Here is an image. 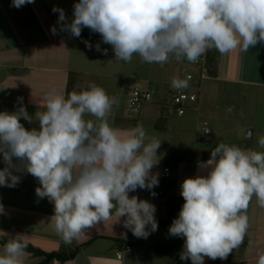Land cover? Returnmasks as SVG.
<instances>
[{
	"label": "clouds",
	"instance_id": "clouds-1",
	"mask_svg": "<svg viewBox=\"0 0 264 264\" xmlns=\"http://www.w3.org/2000/svg\"><path fill=\"white\" fill-rule=\"evenodd\" d=\"M31 3L12 0L15 8ZM53 12L61 31L79 38L88 28L123 62L137 54L148 64L163 66L170 57L195 63L210 50L247 52L264 44V0H78L70 22L62 8ZM51 31L56 34V27ZM95 50L108 52L100 43ZM190 79L173 77L171 87L185 89ZM22 99L15 111H0V186L16 187L17 173L36 178V196L53 204L50 219L66 244L113 215L124 217V228L137 238L157 231L155 205L129 193L158 186L159 174L151 170L159 162L160 140L139 123L125 132L113 127L109 117L119 101L95 83L67 98L51 89L44 110L38 106L32 115ZM22 118L39 127L26 129ZM257 145L261 150L218 143L207 161L198 162L206 174L182 181L184 203L168 229L184 240L182 261L225 260L244 243L252 197L264 207V135ZM5 234L0 264H24L30 255L25 235ZM256 264H264V249L257 251Z\"/></svg>",
	"mask_w": 264,
	"mask_h": 264
},
{
	"label": "crops",
	"instance_id": "crops-1",
	"mask_svg": "<svg viewBox=\"0 0 264 264\" xmlns=\"http://www.w3.org/2000/svg\"><path fill=\"white\" fill-rule=\"evenodd\" d=\"M76 2L78 0H34L15 8L12 0H0V111H15L20 104L18 98H23L22 103L32 115L38 106L39 110H44L43 97L53 88L67 98L72 91L84 90L90 83L103 87L119 101L109 117L113 127L125 132L139 123L149 137L161 141L157 150L159 162L151 170L159 174L158 186L151 191L138 188L129 193L155 205L158 229L146 239L137 238L124 228V217L118 220L113 215L66 244L50 219L53 204L47 198L36 196L39 181L30 174L17 173L21 181L16 187L0 186V254L7 240L5 233H20L25 235L29 247L46 253L69 252L90 242L81 247L74 259L53 260L49 264H187L190 260L180 259L183 238L169 235L172 223L163 224L167 220L168 204L183 199L180 185L186 177L206 174V170L198 168V162L207 161L218 143L261 150L257 139L264 135V124L259 126L264 123V44L258 43L247 52L240 48L227 54L208 51L216 55V75L210 74L202 82L199 101L184 115H178L165 106L172 93L178 91L171 87V80L173 77L187 79L186 75L192 73L194 79L181 90L194 92L198 68L186 59L177 62L171 57L163 66L148 64L137 54L131 62L118 61L111 46L102 42L100 34L83 28L77 38L61 31L57 23L59 13L53 12V8H62L70 22ZM54 26L56 34L51 31ZM84 41H89L93 48L86 47ZM97 43L101 49H108L107 55L95 50ZM136 85L152 94L151 103L139 115L129 109L130 93ZM230 107L233 111L228 113L226 110ZM181 117L186 118L182 123L178 122ZM194 120L197 123L191 128ZM202 121L209 122V136L203 137ZM21 123L29 130L39 127L23 118ZM188 125L190 130L186 128ZM169 154H182V158L168 162ZM167 166L171 170L170 177L163 179L161 174ZM3 167L0 157V169ZM246 215L249 227L244 243L227 259L206 257L205 264H256L257 251L264 249V207L255 196ZM124 243L130 245L131 250L120 261L117 252L126 245ZM28 253L24 264H39L43 260L42 256Z\"/></svg>",
	"mask_w": 264,
	"mask_h": 264
},
{
	"label": "built area",
	"instance_id": "built-area-1",
	"mask_svg": "<svg viewBox=\"0 0 264 264\" xmlns=\"http://www.w3.org/2000/svg\"><path fill=\"white\" fill-rule=\"evenodd\" d=\"M189 64L197 66L199 72L198 76L196 77V83H195V91L194 92H187L184 90H178L169 98L168 103L165 104L166 108L170 112H174L178 115H184L189 109L192 104H195L200 99V92L202 88V82L210 77L209 69L207 66V58L206 54L202 56L197 62ZM190 77V80L194 79V75L192 73H189L186 75V78ZM152 101V94L141 88L140 86L136 85L130 93L129 98V109L130 111L135 114L139 115L142 111V109L150 104ZM202 133L203 137L209 136L211 134V129L209 126V122L204 121L203 127H202ZM170 167H165L163 169V172L161 174V177L163 179H167L170 177ZM131 250L130 245H125L120 251L117 252V259L123 260L124 256L127 252ZM187 264H191V261Z\"/></svg>",
	"mask_w": 264,
	"mask_h": 264
},
{
	"label": "trees",
	"instance_id": "trees-1",
	"mask_svg": "<svg viewBox=\"0 0 264 264\" xmlns=\"http://www.w3.org/2000/svg\"><path fill=\"white\" fill-rule=\"evenodd\" d=\"M206 58H207V66L209 69V73L211 74V76L216 75L217 59H216L215 53L214 52H208L206 55ZM167 158H168V162H170V161L178 162L182 158V154H169ZM183 203H184L183 199H179L176 201H170L169 202V204H168L169 211H168L167 220L163 224L170 225L172 223L173 219L176 216V213L178 212V210L181 209V206ZM103 239H105V238H103ZM89 244H90V242L86 243L85 245H89ZM124 244L127 245V243H124ZM85 245H83V246H85ZM83 246H81V247H83ZM81 247H77V248H75L69 252H64V253H53V252L52 253H46V252L36 250V249L28 246L27 251L32 253L33 255L43 257V260L39 264H49L53 260H57L59 262H66V261L74 259L77 256V254L80 252Z\"/></svg>",
	"mask_w": 264,
	"mask_h": 264
},
{
	"label": "rangeland",
	"instance_id": "rangeland-1",
	"mask_svg": "<svg viewBox=\"0 0 264 264\" xmlns=\"http://www.w3.org/2000/svg\"><path fill=\"white\" fill-rule=\"evenodd\" d=\"M196 68H197V66H196ZM262 111V110H261ZM173 117H175V116H173ZM174 119V118H173ZM185 117H181L180 119H178V122L180 121V123H182V121H185ZM197 122H196V120H194L192 123H190V127L191 128H194L195 127V124H196ZM264 123H262V124H260L259 123V126H261V125H263ZM202 125H203V121H202ZM189 127V125H188V127H186L188 130H190L191 128ZM187 130V131H188ZM186 131V132H187ZM191 131H188V133H190ZM203 148V147H202Z\"/></svg>",
	"mask_w": 264,
	"mask_h": 264
}]
</instances>
